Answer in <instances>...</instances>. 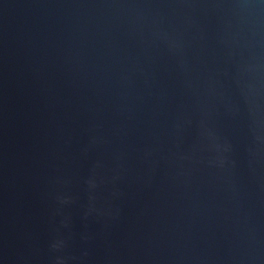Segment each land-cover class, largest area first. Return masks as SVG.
Returning <instances> with one entry per match:
<instances>
[{
  "label": "water",
  "instance_id": "1",
  "mask_svg": "<svg viewBox=\"0 0 264 264\" xmlns=\"http://www.w3.org/2000/svg\"><path fill=\"white\" fill-rule=\"evenodd\" d=\"M0 264H264V0H0Z\"/></svg>",
  "mask_w": 264,
  "mask_h": 264
}]
</instances>
